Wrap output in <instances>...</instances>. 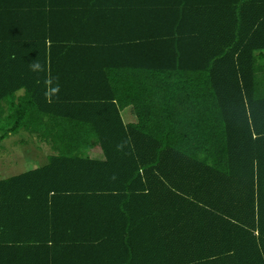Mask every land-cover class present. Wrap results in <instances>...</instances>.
Returning a JSON list of instances; mask_svg holds the SVG:
<instances>
[{
    "label": "trees",
    "instance_id": "16d2710c",
    "mask_svg": "<svg viewBox=\"0 0 264 264\" xmlns=\"http://www.w3.org/2000/svg\"><path fill=\"white\" fill-rule=\"evenodd\" d=\"M3 122L0 264H264V0H0Z\"/></svg>",
    "mask_w": 264,
    "mask_h": 264
},
{
    "label": "rangeland",
    "instance_id": "374dc122",
    "mask_svg": "<svg viewBox=\"0 0 264 264\" xmlns=\"http://www.w3.org/2000/svg\"><path fill=\"white\" fill-rule=\"evenodd\" d=\"M4 131L3 122L0 124V135ZM36 138L35 135H32L25 129L14 131L3 138L0 137V161L5 163L4 166L0 164V179L7 175L25 171L29 169V166H34V164H29L30 159L43 160L44 157L42 158L41 156L43 152L39 150H44L47 153L52 151L49 143L43 142L40 139L35 141ZM35 164L37 165L38 163Z\"/></svg>",
    "mask_w": 264,
    "mask_h": 264
},
{
    "label": "crops",
    "instance_id": "0c3cea01",
    "mask_svg": "<svg viewBox=\"0 0 264 264\" xmlns=\"http://www.w3.org/2000/svg\"><path fill=\"white\" fill-rule=\"evenodd\" d=\"M133 119H135V116H133V114L132 113H130V111L128 110V111H126L125 113H124V120H125V122H129L130 120H133ZM40 152H43L42 153V158H43V160H41V159H37V160H35V159H30L29 160V164H34V166H29L28 168L29 169H27V170H25V171H21V172H19V173H16V174H13V175H7L6 177H4V178H1L0 180H2V179H5V178H8V177H11V176H14V175H17V174H21V173H24V172H27V171H29V170H33V169H36V168H39V167H41V166H43V165H45V164H48L49 163V159H50V157H51V155H55V154H58L56 151H54V150H52V151H50V152H45L44 150H39ZM89 154H91L92 156H94V157H100V156H102V153H101V151L99 150V149H93ZM37 157V156H36ZM33 162H35V163H38L37 165L35 164V163H33ZM0 164L2 165V166H4V162L3 161H0Z\"/></svg>",
    "mask_w": 264,
    "mask_h": 264
},
{
    "label": "clouds",
    "instance_id": "9594fccd",
    "mask_svg": "<svg viewBox=\"0 0 264 264\" xmlns=\"http://www.w3.org/2000/svg\"><path fill=\"white\" fill-rule=\"evenodd\" d=\"M35 67H36V68H39V65H36Z\"/></svg>",
    "mask_w": 264,
    "mask_h": 264
}]
</instances>
